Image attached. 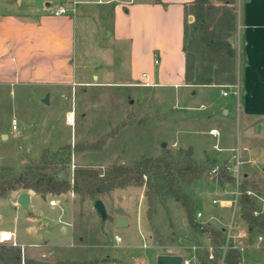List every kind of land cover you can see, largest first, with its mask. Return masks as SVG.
Wrapping results in <instances>:
<instances>
[{"label": "rangeland", "instance_id": "374dc122", "mask_svg": "<svg viewBox=\"0 0 264 264\" xmlns=\"http://www.w3.org/2000/svg\"><path fill=\"white\" fill-rule=\"evenodd\" d=\"M34 2L42 7V0ZM53 4L55 0H51ZM83 7L98 8L80 4L75 11V72L87 83L69 87L65 95L50 90L48 103L41 101L49 91L44 92L43 86L1 87L0 167L10 166V173H15L28 158L39 160L48 131L50 145L72 142L70 146L79 147L58 177L71 176L75 165L104 171L113 163L131 164L163 153L182 160L184 151L180 150L190 146L192 160L205 171L196 178L187 177L181 187L193 201V220L223 228L224 244L215 248L209 237L189 224L179 201L145 183L101 194L107 218L100 216L89 196L74 194L73 235L66 223L69 215H59L58 208L49 205L51 196L32 194L30 206L24 209L13 203L10 195L14 192H10L0 197V229H15L17 236L12 231L11 238L0 243L19 247L20 264H26V259L48 264H156L157 255L164 252L193 255L192 264H224L230 246L239 251L241 264H264V227L245 219L241 204L245 194L246 210L264 221V116H239L238 89L231 83L239 70L236 57L207 64L205 55L197 50L202 83L185 89L162 85L156 79L150 82L144 73L154 75L158 66L146 50L172 34L156 26L157 30L146 31L145 14L132 11L131 20L119 22L120 26L132 24V39L116 40L106 28V19L92 15L94 18L83 22L79 12ZM131 58L132 80L128 76ZM204 83L191 100L181 95ZM69 112L73 119L66 124ZM224 154L222 162L218 156ZM222 166L231 174V181H218ZM62 197L61 201L68 200L67 195ZM31 210L36 216L28 214ZM117 216L125 218L127 225L117 226ZM0 264L6 263L0 259Z\"/></svg>", "mask_w": 264, "mask_h": 264}, {"label": "crops", "instance_id": "0c3cea01", "mask_svg": "<svg viewBox=\"0 0 264 264\" xmlns=\"http://www.w3.org/2000/svg\"><path fill=\"white\" fill-rule=\"evenodd\" d=\"M34 1L0 0V88L7 85L13 87L16 85L22 87L43 86L46 88L44 92L49 90L47 93L49 102L50 90L65 95L69 87L71 89L73 85L87 83L81 76L76 75L74 62V32L77 19L75 11L78 10L80 4H96L98 8L96 10L89 7H83L79 10L83 22L89 20L90 17L94 18V16L97 20L103 21L106 19V28L111 30L110 34L116 40L127 39L128 37L132 39V24H129L128 27L125 25L120 26L121 19L131 20L132 11L145 14L146 31L149 32L159 28V31L167 34L170 32L172 35L169 38L164 37L161 43L153 44L152 47L147 48L146 51L150 56L157 55L158 63L155 66L158 67L154 75L145 72L144 78L151 80L150 82L156 79L158 83L174 88H185L188 85L200 84L186 83L184 78L186 58L182 49L184 44L183 4L191 0H161V2L155 0H55L56 4L53 5H51V0H42V7L40 8L34 6ZM118 1H121L122 4ZM210 1L214 4L222 3L221 0ZM231 2L234 6V18L233 30L229 40L235 48L236 64L239 68L236 80L232 83L238 89L239 116L244 119L250 115L264 116V0H231ZM59 4L68 7L67 13L51 14L50 10L56 8ZM156 21H158V24ZM153 26H156L157 29ZM130 51L132 53V48ZM132 74L131 58L128 73L131 80ZM206 84H201L198 89L191 88L188 92L183 91L181 95L185 99L191 100L199 89ZM201 105L205 107L203 103H200L199 106ZM65 123L68 124L66 121ZM42 143V148L51 147V149H55L63 146L50 145L51 135L49 131ZM191 145L194 149L195 144L191 143ZM214 145L215 142L212 143L213 147ZM211 155L215 159V166H217L216 157L213 154ZM218 157L223 162L225 154ZM12 192L14 194L10 196L13 198V203L16 204V195L19 191ZM32 194L37 193L30 192L28 207L31 204ZM39 195L41 196V194ZM48 195L45 194V197ZM64 195L68 196L67 201L65 199L61 201ZM49 196H51L50 198L53 197L52 195ZM55 197L57 205H49L57 207L59 215L61 213L69 215L70 219L66 223L70 225V231L73 235L71 204L74 193L67 192ZM64 202L66 206L62 204ZM28 214L36 216L32 210ZM109 216V219L112 220V216L110 214ZM5 229L9 228H1L0 230ZM7 231H13L15 237L17 236L15 229ZM43 241L48 245H59L49 240ZM20 244L23 245V243ZM163 254H179L182 258L184 257L180 252H164Z\"/></svg>", "mask_w": 264, "mask_h": 264}, {"label": "trees", "instance_id": "16d2710c", "mask_svg": "<svg viewBox=\"0 0 264 264\" xmlns=\"http://www.w3.org/2000/svg\"><path fill=\"white\" fill-rule=\"evenodd\" d=\"M155 1L161 2V0ZM221 1V4H214L210 0H191L183 4L184 44L182 49L186 58L184 72L186 83H202L200 65L195 58L197 50L205 55L207 64L235 58V48L229 40L233 30L234 6L231 0ZM189 15L192 16L190 21L187 19ZM202 66L204 69L211 67L210 65ZM78 150V146H70V144L54 150L46 147L39 160L28 158L15 173H10V166H1L0 197L7 196L12 191L28 190L52 196H60L67 192L80 193L89 196L94 201L101 194L113 188L145 183L148 188H160L165 194L179 201L189 224L202 231L199 229L200 222L193 220V201L183 191L180 184L187 177L196 178L205 171L204 167L192 160L190 146L186 150H180L184 151L182 160L175 159L169 153H163L157 156H144L131 164L113 163L104 171L75 165L71 176L58 177L59 172L69 164L72 152ZM144 175L146 176L145 181L143 180ZM217 179L220 182H228L231 181L232 176L227 173L226 167L222 166L217 173ZM247 198L244 194L241 199L243 217L254 225L264 227V221L246 210ZM202 224L203 230L208 232L214 247L221 248L224 244L223 229H213L205 223ZM0 259L6 264H20L19 247L0 243ZM25 262L26 264H48L33 259H26ZM224 264H241L239 251L235 247L230 246L226 249Z\"/></svg>", "mask_w": 264, "mask_h": 264}, {"label": "water", "instance_id": "95a60500", "mask_svg": "<svg viewBox=\"0 0 264 264\" xmlns=\"http://www.w3.org/2000/svg\"><path fill=\"white\" fill-rule=\"evenodd\" d=\"M189 21L192 19V16L189 15L187 18ZM42 101L44 103L48 102V94H46ZM164 146V143L162 144ZM41 197H45L44 194H41ZM16 204L21 206L24 209L28 208L30 202V192L28 190H20L16 195ZM93 207L97 210L101 217L106 218L107 214L104 209V205L100 198L94 200ZM116 225L117 226H125L127 225V220L122 216L116 217ZM182 260V256L179 254H158L156 257V264H180Z\"/></svg>", "mask_w": 264, "mask_h": 264}, {"label": "built area", "instance_id": "2783aa9c", "mask_svg": "<svg viewBox=\"0 0 264 264\" xmlns=\"http://www.w3.org/2000/svg\"><path fill=\"white\" fill-rule=\"evenodd\" d=\"M68 10H69L68 7L65 6L64 4H59V5L56 6V8L51 9L50 12L53 15H59V14H66ZM153 62H154V64L158 63V57H157L156 54H154V56H153ZM222 94H224V95L227 94V91L226 90H222ZM72 119H73V117H72ZM72 119H69L68 115L66 116V122L68 124L72 123ZM12 127H14V124L12 125ZM213 170H215V168ZM215 201L216 200H214V202ZM49 204L57 205V201H56V197L55 196H53L52 198L49 199ZM196 215L200 216L201 213L198 211V212H196ZM199 229L202 230V232H203L205 237H209L208 232L206 230H203V224L202 223H200ZM8 233L9 234L7 236V235L3 234V232L0 231V241H7L8 239H10L11 236L13 235V233L11 231H8ZM114 237H115V239L117 241L120 240V236L119 235H115ZM192 257H194V256L192 255ZM192 257H183L181 262H180V264H192V260H191ZM210 257H211V254H210Z\"/></svg>", "mask_w": 264, "mask_h": 264}, {"label": "bare ground", "instance_id": "6f19581e", "mask_svg": "<svg viewBox=\"0 0 264 264\" xmlns=\"http://www.w3.org/2000/svg\"><path fill=\"white\" fill-rule=\"evenodd\" d=\"M68 116H69V119H72V117H73L72 112H69ZM212 132H215V131H212ZM1 232H3V234H5L7 236L9 234L7 230H2Z\"/></svg>", "mask_w": 264, "mask_h": 264}]
</instances>
